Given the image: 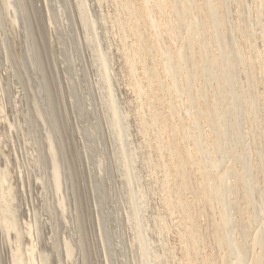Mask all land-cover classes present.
I'll list each match as a JSON object with an SVG mask.
<instances>
[{"label": "bare ground", "instance_id": "bare-ground-1", "mask_svg": "<svg viewBox=\"0 0 264 264\" xmlns=\"http://www.w3.org/2000/svg\"><path fill=\"white\" fill-rule=\"evenodd\" d=\"M0 264H264V0H0Z\"/></svg>", "mask_w": 264, "mask_h": 264}]
</instances>
